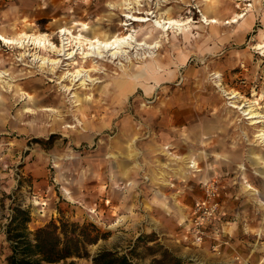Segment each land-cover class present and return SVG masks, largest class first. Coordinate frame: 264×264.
Masks as SVG:
<instances>
[{
    "label": "rangeland",
    "instance_id": "rangeland-1",
    "mask_svg": "<svg viewBox=\"0 0 264 264\" xmlns=\"http://www.w3.org/2000/svg\"><path fill=\"white\" fill-rule=\"evenodd\" d=\"M122 1L0 0V32L10 36L46 32L60 45V29L69 27L76 33L110 38L128 32L123 23L129 13L145 16L151 12L146 15L151 21L133 20L129 29H136L139 40L162 43L155 56L123 58V68L109 61L84 62L78 55L94 78L85 88L77 86L80 81L61 80L59 75L68 70L65 62L53 73L41 69L33 55L22 57L18 48L0 41V69L8 72L0 80V264H8L11 253L5 229L16 204L30 211L31 232L52 220L96 225L105 237L88 245L91 257L76 258L79 264H93L92 256L105 248L128 253L135 264H153L158 244L183 257L184 264H264V145L255 137L258 126L250 127L243 110L231 106L232 99L216 77L221 73L222 86L240 92L238 104L258 98L264 113V54L255 48L264 40V0H142L140 5L132 3L136 10L125 9ZM204 14L238 21L216 27L204 22ZM161 15L190 17L191 22L166 33L152 26ZM82 23L91 28L83 29ZM145 50L148 54V48L141 51ZM122 84H128L129 90L119 92ZM75 91L80 101L75 100ZM186 106L194 112L176 114ZM230 113L234 124L227 117ZM178 119L186 133L194 129L197 134L202 123L215 130L222 126V145L243 153L241 163H234L241 173L236 171L231 182L221 177L218 166L202 179L219 183L221 210L201 243L194 241L189 220L204 195L203 183L190 179L196 184L193 194L184 183L177 189L190 203L181 231L178 214L168 213V200L155 198L142 181L154 166L155 155L148 147L155 140L169 138L171 142L179 137L181 141L183 137L182 144H188L189 134L179 136L181 129H171ZM124 125L133 130H124ZM194 133L191 137L196 138ZM134 135L141 154L138 164L126 156L127 143ZM38 138L51 140L40 143ZM112 152L124 155L115 158L109 155ZM209 152L213 159L215 155ZM188 159L185 156L183 165L173 167L177 176L186 177L179 168L187 170ZM124 166L131 177L124 174ZM107 179L110 183L104 186ZM220 218L233 224L232 235L223 234Z\"/></svg>",
    "mask_w": 264,
    "mask_h": 264
},
{
    "label": "bare ground",
    "instance_id": "bare-ground-1",
    "mask_svg": "<svg viewBox=\"0 0 264 264\" xmlns=\"http://www.w3.org/2000/svg\"><path fill=\"white\" fill-rule=\"evenodd\" d=\"M141 1L142 0H123L121 2V5L125 9L136 10V6L132 3L140 5ZM136 12L140 13V8H137ZM147 14L150 15L151 12ZM146 15L143 16L129 13V18L123 23L127 26L126 29L128 30V32L116 34L111 36L110 38H103L99 34L85 35L83 32L76 33L69 27H62L60 29L62 41L60 45L56 44L52 40L50 34L46 32H20L14 36H8L0 32V41H2L4 44L10 45L14 49L18 48L21 51L20 55H22V57L26 55H33V59L39 64L41 69H48L53 73L57 72V68L60 63L65 62L64 64L68 70L59 75L61 80L64 81L69 78L71 79V81L74 80L75 83L80 81L77 86L86 88L87 85L93 82L94 78L91 76L90 70L86 69L83 64H80L78 55L82 57L84 62L89 60H92L93 62L109 61L117 63L122 68L125 66L123 61H121L123 58H127L129 61H131L133 55L136 57L138 55L140 56L141 54L143 57L156 55L155 50L157 48H160V46L162 45V43H160V40L155 41V43H149L146 40H139L136 36L137 34L135 33L136 29H129V25L133 20L138 21L141 24H145L151 21L152 18ZM251 15L253 16V14ZM246 20L247 19H245V21ZM237 21V18L224 21L220 17H209L208 15L204 14V22L212 24L216 27H219L224 23H233ZM190 22V17L184 20L181 18L177 19L174 17H166L161 15L155 18L154 24H152V26H155L156 28H159L160 30L168 33L170 29H174L175 27L183 28V26L187 25ZM82 24L84 25L83 29L85 30L91 28V26L87 23ZM146 48H148V54L146 50L144 51V53L141 51ZM255 48L261 49L262 53L264 54V40L262 42H258L255 45ZM133 50L134 52H132L133 54H131V51ZM73 64H75V66L80 64V66L75 70H71L70 66ZM95 68L96 67H91L90 69ZM150 73L152 74L154 72L150 71ZM5 76H8V72L5 69H0V80L5 79ZM124 76L125 73L121 75V77ZM216 77H218L217 84L221 86L220 88L225 93V95H228L227 98L232 99L231 106L243 110V114L246 115L245 118L249 119L248 125H250V127L258 126L255 137L259 144L264 145V113L259 110V101L257 100L258 98L246 101L243 104H238L241 95L240 92L235 90L230 91L223 87L221 81V73H217ZM8 80L9 79L7 78V81ZM118 88L119 92H126L129 90V85L122 84L118 86ZM21 93L25 94L26 92L23 91ZM28 97L31 98V95L28 94ZM74 97H76L75 100L80 101L79 91L74 92ZM26 110L32 112L34 109L32 107H26ZM229 118L231 119L232 124L236 122L234 121V117L231 116V113L229 115ZM186 162H188V164L186 165L187 170L199 167L196 158H190ZM187 170L185 169V166L179 168V172L183 176H187ZM190 171L191 170H189L188 172ZM246 187H248V189L256 190L255 187L251 184H247ZM65 189L66 191H68L67 188Z\"/></svg>",
    "mask_w": 264,
    "mask_h": 264
},
{
    "label": "crops",
    "instance_id": "crops-1",
    "mask_svg": "<svg viewBox=\"0 0 264 264\" xmlns=\"http://www.w3.org/2000/svg\"><path fill=\"white\" fill-rule=\"evenodd\" d=\"M138 80L139 79H137V81ZM155 80H157V82H155ZM153 81L157 83L155 85L160 84L159 78L157 79L155 78ZM187 112H194V111L190 109V106H186V108H183V110H179L178 112H176V114L178 113L183 114ZM227 117L228 119H230L229 115ZM180 119H178L175 122L176 125L172 127L171 129L173 131H178L181 129L180 132H178L179 136L181 135L186 136V134H189V136H187L188 140L186 141L188 142V144L186 146L182 144L183 142H185V140H183L184 139L183 137H181L182 139L181 141L179 137H176L175 138L176 140L171 141V142L169 141V138L164 140L163 142L155 140V143L148 147L152 149L153 151L152 153L155 155V157L152 158L154 166L153 167L151 166L150 169L146 171L145 176L148 179H145L142 181L146 182L145 185L146 186L148 185L149 190L154 195H156L155 198H158V196H161L168 200L169 202L167 205V207H169L168 213L171 214V212L173 211L176 214H178L177 223L180 226V228L182 227L181 229L182 231L183 229L185 230V226L187 224L186 219L188 218V216L184 212H185L187 205H190V203L185 202L183 200L184 197L186 198V195L180 194V191H177V189L178 188L182 189L181 185L182 183H184L185 187H188L190 189V192L192 193V190L196 187V184H195V181L193 180L191 181L190 179L192 177H195V179H199L198 184H200L202 182V179H205L207 178L206 176L211 175L212 170L210 171V168L217 167V166H218L221 177H224V180L226 181L228 180V182H231L232 181L231 177L233 175H236L235 174L236 171L240 172L239 167H234V163L240 162L243 160V159H240V156L243 155V153H242V150L240 152L238 149L230 148L228 145L226 146L222 145V141L220 138L221 136L219 135L220 133L221 134L223 133L224 128L222 126L220 129L215 130V127L212 128L206 123H202V126L198 127L197 134L194 133L195 132L194 129L192 131L190 130L189 133H186L185 126L181 127L182 125L178 124L181 121ZM185 122L187 123L188 121L185 120ZM137 128H140V127H136V129ZM168 128H169V124H168ZM123 129L127 131L133 130V128H131L130 126H125V125ZM192 132L194 133L196 138H193V135L191 137ZM137 138H138L137 135H134L132 138H130V140L127 143L128 145H127V153H126L127 158H131V160H133L135 164H138L141 158L140 151L135 146ZM130 144L132 145V149L130 148ZM209 151H212V153L215 155L213 159H210L208 157L210 153ZM109 155L115 158H119L120 156H123L124 154H122V152H115V153L112 152ZM185 156L189 158L191 157L196 158V160L198 161L199 168L202 167L203 170L201 172H197L198 170L190 171V173L184 178L177 176L174 173L173 167L176 168L178 166L183 165L185 161L184 160ZM260 156H261L260 158L262 159V154H260ZM247 159L248 158H246L245 160L246 165H248L247 161L249 160ZM242 163H245V162H242ZM263 163H264V160H263ZM124 167H125L124 174L129 176L130 174L128 171L129 168H127L128 166H124ZM162 174H166L165 179L162 177ZM134 181H135V186L138 187L139 183L136 182V180H133V182ZM109 183H110V180L107 179L106 184L104 186L109 185ZM169 198H172L173 202H171ZM223 208H225V206H223ZM221 213H224V211ZM220 216L222 218V215ZM221 218H220V223H221L223 234L232 235L233 234L232 231L234 228L233 224H231L226 219H221ZM177 240L181 241V237L178 238Z\"/></svg>",
    "mask_w": 264,
    "mask_h": 264
},
{
    "label": "trees",
    "instance_id": "trees-1",
    "mask_svg": "<svg viewBox=\"0 0 264 264\" xmlns=\"http://www.w3.org/2000/svg\"><path fill=\"white\" fill-rule=\"evenodd\" d=\"M54 137V136H52ZM51 137V138H52ZM50 139H36L40 143ZM6 225V235L11 253L8 264H79L76 258H89L88 245L105 237L94 224L71 223L52 220L34 232L29 230L32 220L28 209L16 204ZM153 264H184L183 257L175 255L163 244H158ZM93 264H135L128 253L102 249L92 256Z\"/></svg>",
    "mask_w": 264,
    "mask_h": 264
},
{
    "label": "built area",
    "instance_id": "built-area-1",
    "mask_svg": "<svg viewBox=\"0 0 264 264\" xmlns=\"http://www.w3.org/2000/svg\"><path fill=\"white\" fill-rule=\"evenodd\" d=\"M204 195L196 203L194 215L190 218V228L192 229L196 242H203L208 235V228L212 219L221 210L220 207V186L216 179L203 180Z\"/></svg>",
    "mask_w": 264,
    "mask_h": 264
}]
</instances>
